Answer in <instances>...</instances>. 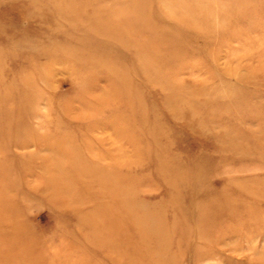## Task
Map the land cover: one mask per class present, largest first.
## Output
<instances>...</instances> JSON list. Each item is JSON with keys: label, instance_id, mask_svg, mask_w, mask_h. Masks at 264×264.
Here are the masks:
<instances>
[{"label": "rangeland", "instance_id": "374dc122", "mask_svg": "<svg viewBox=\"0 0 264 264\" xmlns=\"http://www.w3.org/2000/svg\"><path fill=\"white\" fill-rule=\"evenodd\" d=\"M0 264H264V0H0Z\"/></svg>", "mask_w": 264, "mask_h": 264}, {"label": "bare ground", "instance_id": "6f19581e", "mask_svg": "<svg viewBox=\"0 0 264 264\" xmlns=\"http://www.w3.org/2000/svg\"><path fill=\"white\" fill-rule=\"evenodd\" d=\"M116 25V24H115ZM108 29H110L111 30V32H113L114 31V33L116 34V35H118L119 34V27H116V26H114V25H109V27H108ZM115 30L117 31V33L115 32ZM122 34V33H121ZM125 122V121H124ZM53 134V133H52ZM99 141H100V139H99ZM4 142V141H3ZM4 144V143H3ZM15 145V144H14ZM5 146V145H4ZM5 158V157H4ZM29 206V205H28ZM86 213V212H85ZM133 214V213H132ZM130 215V214H129ZM139 217V216H138ZM130 218V217H129ZM136 218V217H135ZM217 220V219H216ZM92 221V220H91ZM99 222V221H98ZM92 223V222H91ZM90 223V224H91ZM95 223V222H94ZM100 223V222H99ZM103 223V222H102ZM97 224V223H96ZM97 226H98V224H97ZM102 225H100V227H101ZM16 231V230H15ZM20 237V236H19ZM199 239V238H198Z\"/></svg>", "mask_w": 264, "mask_h": 264}]
</instances>
